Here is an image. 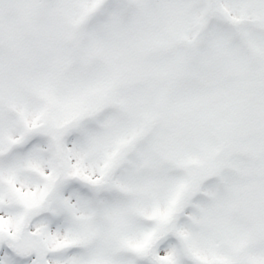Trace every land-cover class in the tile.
<instances>
[{
    "label": "snow or ice",
    "instance_id": "snow-or-ice-1",
    "mask_svg": "<svg viewBox=\"0 0 264 264\" xmlns=\"http://www.w3.org/2000/svg\"><path fill=\"white\" fill-rule=\"evenodd\" d=\"M0 264H264V0H0Z\"/></svg>",
    "mask_w": 264,
    "mask_h": 264
}]
</instances>
